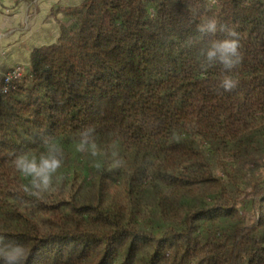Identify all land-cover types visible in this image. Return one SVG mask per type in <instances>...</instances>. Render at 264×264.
Here are the masks:
<instances>
[{"label":"trees","instance_id":"trees-1","mask_svg":"<svg viewBox=\"0 0 264 264\" xmlns=\"http://www.w3.org/2000/svg\"><path fill=\"white\" fill-rule=\"evenodd\" d=\"M213 16L240 40L230 92L202 55ZM88 128L96 156L76 150ZM45 136L65 162L35 197L13 161ZM0 235L26 264H264V0L65 8L0 93Z\"/></svg>","mask_w":264,"mask_h":264},{"label":"clouds","instance_id":"clouds-1","mask_svg":"<svg viewBox=\"0 0 264 264\" xmlns=\"http://www.w3.org/2000/svg\"><path fill=\"white\" fill-rule=\"evenodd\" d=\"M70 5H77L80 0H66ZM217 3V0H205L206 6ZM198 32L202 35L213 37L208 43V47L202 50V55L211 63H218L225 70L219 81V86L226 92H230L237 87L238 81L228 72H231L241 61L240 40L238 33L228 29L219 23L213 16L197 26ZM218 32L224 33L223 38H215ZM91 128L85 129L81 133V139L76 144L78 152H90L96 156L98 146L91 137ZM42 150L35 155L29 152H20L14 156L16 170L24 177L28 183L24 185L23 191L35 197H40L43 193L54 191V181L60 179L59 173L65 162V153L59 142L51 136L41 139ZM119 163V161H117ZM27 253L20 243L5 242L0 235V264H26Z\"/></svg>","mask_w":264,"mask_h":264},{"label":"crops","instance_id":"crops-1","mask_svg":"<svg viewBox=\"0 0 264 264\" xmlns=\"http://www.w3.org/2000/svg\"><path fill=\"white\" fill-rule=\"evenodd\" d=\"M69 6L77 5L66 0H0V80L16 65L27 70L32 51L57 40Z\"/></svg>","mask_w":264,"mask_h":264},{"label":"built area","instance_id":"built-area-1","mask_svg":"<svg viewBox=\"0 0 264 264\" xmlns=\"http://www.w3.org/2000/svg\"><path fill=\"white\" fill-rule=\"evenodd\" d=\"M25 72V69L22 65H16L7 72L4 73L2 79L0 80V93L8 92L12 84L20 79Z\"/></svg>","mask_w":264,"mask_h":264}]
</instances>
